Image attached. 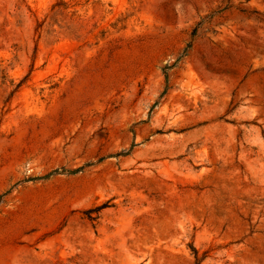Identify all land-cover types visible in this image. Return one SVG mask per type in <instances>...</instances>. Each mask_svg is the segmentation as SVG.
<instances>
[{"label":"rangeland","instance_id":"374dc122","mask_svg":"<svg viewBox=\"0 0 264 264\" xmlns=\"http://www.w3.org/2000/svg\"><path fill=\"white\" fill-rule=\"evenodd\" d=\"M0 264H264V0H0Z\"/></svg>","mask_w":264,"mask_h":264}]
</instances>
